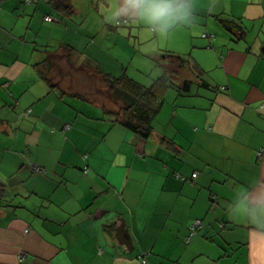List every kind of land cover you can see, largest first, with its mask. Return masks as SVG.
I'll return each mask as SVG.
<instances>
[{
	"label": "crops",
	"instance_id": "crops-1",
	"mask_svg": "<svg viewBox=\"0 0 264 264\" xmlns=\"http://www.w3.org/2000/svg\"><path fill=\"white\" fill-rule=\"evenodd\" d=\"M87 2L52 18L72 36L49 33L52 48L39 2L0 0V264H264V0ZM77 38L74 66L128 73L121 41L160 73H202L175 75L142 138L76 96L72 74L52 90L39 75L46 46Z\"/></svg>",
	"mask_w": 264,
	"mask_h": 264
},
{
	"label": "trees",
	"instance_id": "trees-1",
	"mask_svg": "<svg viewBox=\"0 0 264 264\" xmlns=\"http://www.w3.org/2000/svg\"><path fill=\"white\" fill-rule=\"evenodd\" d=\"M47 3L52 10H55V12L53 11L55 14H52V11H50L48 15L44 17L45 21H51L52 18L64 23L66 21H72L71 17L74 10L70 0H47ZM116 23L118 24L119 20H117ZM46 47V56L44 60L36 65L39 75L43 78L45 83H47L49 90H52L60 84L59 79L61 80L67 76V74L64 76L63 66L60 64L61 58L65 57L69 63L73 64L71 57L77 55V51L73 46L66 43L59 46L61 53L58 54L55 53V51L49 52V46ZM81 67L86 71H92V73H94L106 86V91L108 92L107 96L111 97L114 102L120 104L118 110H113L105 107L104 102L102 103L105 107H103L105 112L112 113L113 122H117L125 128L132 130L142 138L149 137L153 130V119L160 110L163 102L162 94L165 89L170 86L172 76L176 75L178 71L176 69L172 71L166 70L160 76L154 78L151 84L146 86L140 84L125 72H122L120 76H115L90 60L82 61ZM78 69H80V66ZM74 94L80 98H85V96L89 94L92 95V93L90 91L87 92V90H75ZM165 144L173 149L175 143L168 140L165 141ZM198 221H200V225L198 226H201V220L198 219ZM189 233L185 239V243L189 241Z\"/></svg>",
	"mask_w": 264,
	"mask_h": 264
},
{
	"label": "rangeland",
	"instance_id": "rangeland-1",
	"mask_svg": "<svg viewBox=\"0 0 264 264\" xmlns=\"http://www.w3.org/2000/svg\"><path fill=\"white\" fill-rule=\"evenodd\" d=\"M15 1H19V0H15ZM161 1L162 0H160V2ZM37 2L40 3V8L37 10L36 14L41 16V19L43 21V15H44L43 12H45V14H46L47 12H50V11L53 12V10L50 7V5L47 3V0H33V6ZM46 3H47V6H46ZM70 3L74 7V9L77 8L78 10H80L82 12H83V10L85 11L86 10L85 7L88 6L87 0H70ZM82 15L83 14H81V16ZM151 15L153 16L154 14L150 13V16ZM76 16H77V18H79V15L77 13H76ZM73 20L77 21V23L79 22L76 18ZM161 20L163 21L164 27H165L164 30L162 31L163 37L165 36L167 38V41H171L172 39L175 40V38L177 36L171 28L172 27L171 26V22H172L171 12L169 10H166V14L161 16ZM47 23L49 25L48 29L43 27V26L40 28V33H39V37H38L39 40H42L44 37L50 39V44L53 48V47L57 46L58 37L56 36L57 39H52L48 35L49 33L56 34L59 36L64 34L65 37H67V38L69 37L70 33L62 32L61 27L58 26L55 22L51 21V22H47ZM86 23H87V20L85 21V24ZM78 26H79L80 32L86 33L85 29H82V27H80L79 23H78ZM84 27L86 28V26H84ZM82 41H84L83 38L75 39L77 46L73 45V47L77 49L76 51L78 53H79V51H81L84 48L85 43L82 44ZM45 48H47V47H45ZM52 48L48 47V51L53 52L54 50H51ZM116 51L119 52V54H121V56L124 58V60L126 62L125 66L127 65V68H128V73H126V74L131 76L134 80H136L140 84L147 86V85L151 84L153 79L155 77H157L158 74L160 75L164 72V70H163L160 73L159 71L155 70V67L147 65V64L145 66L143 64V61H145L144 57L141 55L140 50L137 48L134 50V53H133L134 55L131 56V51L129 49H127L126 47H124L123 43L120 41L119 45L116 46L115 48H113L111 52L115 53ZM125 52H126V54H125ZM168 52H170V51H164L165 54H167ZM169 55H172V54L169 53ZM189 56L190 55L187 54L186 58H188ZM76 62H77V60H76ZM105 62H107L106 59H105ZM150 62H151V60H150ZM60 63L63 64L64 76L66 74H72V76H71L72 78L70 77L71 79L69 81L71 83H74V85H77V86H73V84H72L74 89H76L78 91H84V90H87V92L90 91L92 93V96L96 97L99 100V102H101V104L104 102L105 106H107V108H111L113 110H118V108L120 107V104L118 102H114L111 97L107 96L108 92L106 91L107 90L106 86L102 83V81L94 73H92V71L91 72L88 70L86 71L84 68H82L81 67L82 62H80V63L78 62V63H76L77 66H74L75 64L69 63L67 61V58L62 57ZM105 65L108 66L107 63H105ZM79 66H80V69H77V67H79ZM115 70H117V68ZM201 73H202L201 70L196 68L195 64L193 63L191 66H186L185 69L180 70L177 74H178V76L181 77V80L184 77L183 82H186L190 79H196L197 78L196 75L201 76ZM121 74L122 73H119V76ZM115 76H117V75H115ZM67 77H69V76H67ZM173 80H176V82H179V77L176 78L175 75L172 76V79H171L172 84H173ZM171 83H170V87H168L167 90L165 91V92H167V94L164 93L163 97L165 96L167 98V97L171 96V93H173V94L176 93L175 90L172 89ZM181 89H182V87H181ZM65 126H64L65 129H67L69 127V125H68V127H65ZM21 253H24V251H21Z\"/></svg>",
	"mask_w": 264,
	"mask_h": 264
},
{
	"label": "built area",
	"instance_id": "built-area-1",
	"mask_svg": "<svg viewBox=\"0 0 264 264\" xmlns=\"http://www.w3.org/2000/svg\"><path fill=\"white\" fill-rule=\"evenodd\" d=\"M203 36H207V34L203 33ZM65 127H68V125H66ZM195 175H196V173L193 174V176H195ZM195 224L200 225V221H196ZM193 230H194V224H192V227L190 228L189 236L193 235V233H194ZM25 255H26L25 252L21 253V251H20V253L18 254L19 260H24L25 259Z\"/></svg>",
	"mask_w": 264,
	"mask_h": 264
},
{
	"label": "clouds",
	"instance_id": "clouds-1",
	"mask_svg": "<svg viewBox=\"0 0 264 264\" xmlns=\"http://www.w3.org/2000/svg\"><path fill=\"white\" fill-rule=\"evenodd\" d=\"M166 14V9L165 8H157L154 12V15L156 16H162Z\"/></svg>",
	"mask_w": 264,
	"mask_h": 264
},
{
	"label": "water",
	"instance_id": "water-1",
	"mask_svg": "<svg viewBox=\"0 0 264 264\" xmlns=\"http://www.w3.org/2000/svg\"><path fill=\"white\" fill-rule=\"evenodd\" d=\"M226 23H227V21H225ZM233 27H236V28H238L240 31H242V33H244V28H243V26H241V25H238L237 23H234V21H228ZM231 22H233V23H231ZM226 23H225V25H226Z\"/></svg>",
	"mask_w": 264,
	"mask_h": 264
}]
</instances>
